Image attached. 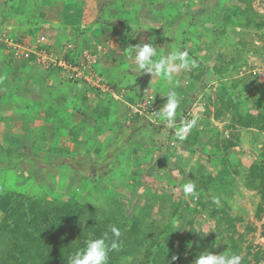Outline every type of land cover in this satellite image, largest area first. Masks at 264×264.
I'll use <instances>...</instances> for the list:
<instances>
[{"label":"rangeland","instance_id":"1","mask_svg":"<svg viewBox=\"0 0 264 264\" xmlns=\"http://www.w3.org/2000/svg\"><path fill=\"white\" fill-rule=\"evenodd\" d=\"M164 1L175 2V0H147L146 5L150 10L152 7V9L156 7L160 9L162 7L160 4ZM181 1L183 2L182 17L176 15L173 22L168 21V26L164 20H161L165 14L161 13L160 19H157L158 15L152 14L148 10L145 17H147L146 25L149 28H146V32L141 30L138 39L130 41L128 53H125L121 48H116L117 45L108 38L103 42L100 37L84 39V35L82 32L79 33L78 29L80 26L83 30V26L98 16L102 7L110 6L115 0H69V2L66 0H22V3H28L26 5L28 9L32 6V17L33 19L36 17V20L31 22L32 24L27 23L25 18L18 21L9 14L6 19H2L4 15L14 10L15 12L23 10L26 13L19 16H26L28 10L21 4L20 6L17 4L10 6L7 0H0V29L4 30L0 32V66L3 68V71L0 72V96H2L0 100V172L2 173V175L0 174V185L36 196L47 195L53 199H66L73 202L82 200L92 215L107 209L114 204V201H118L119 205L123 206L127 212L146 207V204L149 203L151 208L146 209L148 212H146L145 220L147 227H151L150 233L158 234L161 229L169 226L172 227L169 235L173 236L175 241L187 237L189 240L187 239L184 247L178 249V252L185 253V260L182 264H194L201 252L207 250L214 254L227 253L229 244L220 235L215 236L217 242L212 241L211 237L214 234L216 221L208 216V212L202 211L201 214L196 215L194 224H191L195 214L185 211L184 202L181 204V199L185 197L180 188L190 179L195 184H199L200 182L194 179L195 176L200 177V173L205 169L215 173L226 159L231 160L240 171L237 173L232 169L234 196L229 203L231 214L235 219L234 223L238 231L245 236L246 246L251 245L254 251L259 248L264 250V212L261 217L256 215L261 197L256 190L247 187L244 177L245 169L249 168L253 161L264 160V131H259L255 126L241 127L234 123L231 119L232 112L224 111V106L219 99V93H224L222 88L225 90L227 87L226 92L234 88L237 92V88L241 87H234V84L242 80L251 84L252 89L247 93L249 95L259 93L264 87V28H258L255 25L246 27L239 23V26L234 29L228 24L224 27L227 30H225L226 34L222 35L221 30L224 28L221 21L226 18L228 12H224L220 7L215 12L216 17L203 23L201 18L192 19L190 12L203 10L208 0ZM222 2L224 7L237 8L241 11L250 6L253 12L264 13V0H250L249 2L222 0ZM66 3L68 5L65 6ZM90 3L92 4L89 6ZM177 7L180 9L179 6ZM43 10L46 12L45 17L40 16V12ZM146 10L144 8V11ZM233 16L231 15L229 18L239 22ZM178 18H180L179 21ZM179 24L181 28L176 33L174 26ZM171 25H174L172 32L169 31ZM70 30L79 35L74 37L75 43L70 42L67 45L71 44L72 51L78 52L79 64L88 61L86 53L93 56L95 60V65H92L93 69L91 70L93 75H87L90 79H73L70 78V75H66V68H64L62 75L57 74L56 78L81 82L80 84L84 86L82 91H91L89 85H92L102 91L104 89L103 93L115 94L117 99L120 96L126 100L130 96L134 102L144 101L149 96L156 94L161 99L159 108L166 100V96L162 95L167 92L170 86L161 77H151L147 73L137 76L138 71L133 66L131 58L135 53L130 51L133 45L138 42H151L156 44L158 54L164 55L177 47L181 51L192 52L194 50V57L188 52L189 57L195 60L196 65L201 68L223 60L225 67L229 69L228 72L213 76L208 73L205 75L203 83L196 82L195 85L191 81L188 83L190 73L199 72V69L195 67H189L186 71L181 70L177 74L179 83L174 90L183 100L180 99L176 123L179 125L182 119H191V109L196 105L202 106V109L198 111L200 118L194 127V130L200 129L202 132L195 151L183 141H179L175 146H166V141H161L163 137H160V140L159 135L157 136L162 129L161 125L165 126L161 118L156 114L153 116L148 114L149 116H140L138 121L131 120L129 118L133 115L130 113V106L127 105V111H124V107L120 108V118L113 121L114 125L110 121H104L102 137L99 135L102 140L98 141V149L95 152L91 149V155L82 159L79 157L72 159V156L76 157L74 153H77V149L74 148L78 147V142L72 144L61 138V135H65L69 127L73 128L72 137H77V140L85 137L92 138L96 134H89V132L87 136L82 134L83 127L87 128V126L80 124L81 121L70 124L68 120L60 118L57 113L52 117L50 110H47L48 100L42 96L45 91L54 89L52 86H47L46 90H42L45 89V84L39 83V81L44 82L43 77L40 79L36 77L38 68L34 65L27 69V65L22 66L18 62L25 58L21 55L22 51L36 50L37 37L41 40L40 45L52 42L53 34L58 36L57 41L60 39L67 43V40L72 36ZM57 32L59 33L57 34ZM173 35H175L174 46H170L166 41ZM92 41L93 44L98 41L102 43L97 45L98 52L96 53L93 52L96 49V44L93 47ZM15 45L20 48H15ZM83 50L84 52L81 53ZM59 51L57 48L51 50L62 57L64 51ZM10 53L14 55L11 60L9 59ZM110 55L112 58L125 62V67L131 66L133 69L130 67L129 71L134 73L129 75L133 78L132 80L125 78L122 84L118 83L115 92L112 88L113 83L110 84L103 80V74L96 67L98 62L104 58L103 56H107L106 62L109 61ZM242 58L244 59L242 60ZM5 59L9 63L5 64L2 61ZM35 61L36 65L40 64L42 69H50L45 59ZM15 67L18 68L17 72L13 71ZM56 67L59 68V66ZM55 70L52 68V71L56 73ZM22 76H27L20 80V83L26 87L24 90L16 89L14 91L16 95H13L14 82L12 78L19 79ZM207 77L209 79H206ZM98 78L100 81L97 80ZM191 86L195 91L187 92ZM185 87H187L186 90L183 89ZM79 89L77 91H81ZM74 91L76 90L74 89ZM132 93L135 96H131ZM192 98H195L194 102L191 101L192 105L187 107L185 102ZM237 99L244 101L243 105L246 106V110L253 113H257L261 105L264 104L263 101H260L261 103H256L254 100L246 101L244 98H240L239 94H237ZM216 106L221 107L222 115L220 117L216 116ZM13 114L19 117H15ZM83 116L80 111L75 114L77 119L85 118ZM121 118L126 119L123 121ZM36 124H38L36 129L38 136L35 139L37 142L33 141V136L28 137L30 132L28 129L35 128ZM116 124L119 131L114 132ZM47 125L52 129L49 136L46 130ZM125 127H127V133L124 137L122 135L113 137L122 133L120 130H124ZM88 129L92 130V127L87 128V131ZM112 129L114 130L110 132ZM234 134H239L244 146L235 147L236 152L229 158H227L225 150H222L221 154L209 153L211 150H215V142L220 143V148L224 149L225 138L232 137ZM109 136L112 137V140ZM6 138L10 139V142L7 143V148H2L1 144H4L2 140ZM171 139L173 138L170 137L169 140ZM202 146H205L206 152L203 151ZM100 167L104 169L103 175H100ZM131 167L132 169L129 170ZM106 169H110V171ZM145 175L151 176L153 179L147 178ZM211 194L215 195V190H212ZM185 200L195 206V200L191 197L185 198ZM179 203L180 207H178ZM179 210L180 215L178 214ZM197 228L202 231L209 230V232L204 235L196 230ZM190 232L194 233V239L190 238ZM164 241L166 239L162 238V242ZM163 250L164 247L160 251ZM251 264H264V257L261 261L252 260Z\"/></svg>","mask_w":264,"mask_h":264},{"label":"trees","instance_id":"2","mask_svg":"<svg viewBox=\"0 0 264 264\" xmlns=\"http://www.w3.org/2000/svg\"><path fill=\"white\" fill-rule=\"evenodd\" d=\"M243 1L249 2L250 0ZM164 2L170 3L169 1ZM7 3L10 6H15L16 4L19 6L20 4L23 6L28 5V3H22V0H7ZM26 7L28 11L32 12V6L29 9L28 6ZM220 7L224 12H228L226 18L221 21L223 28L229 24L236 29L239 23L246 27L255 25L258 28H264V13L253 12L250 6L243 8L241 11L237 10V8L224 7L222 0H208L203 10L191 11L190 16L192 19L201 18V21L205 23L217 16L215 12ZM179 13L183 15L182 11H179ZM8 14L18 21H22L25 18L27 23H33V20L27 18L29 14L19 16L20 14H25L23 10H18V12H15V10L10 11L3 16V19H6ZM45 15L46 12L44 10L40 12L41 17H45ZM212 15L214 16L212 17ZM231 15H234L239 22L229 18ZM165 22L168 26V22ZM225 30V28L221 30L222 35L226 34L227 30ZM174 37L175 35L167 39L168 45L174 46ZM101 42L95 43L96 49L93 50L94 53L98 52L97 45H101ZM45 49L48 52L47 46ZM196 49L199 48L196 47ZM77 53L72 51V49H68L66 57L69 61L79 64ZM189 53L194 57V50ZM161 55L164 54H158L157 59ZM9 56L10 60L14 57L11 53ZM35 58L34 54H30L28 58H22L18 62L24 66L28 61H33ZM222 61H216L213 65L202 66V68L197 65L195 68L199 69V72H191L188 77V83L190 81L194 85L196 82L203 83L205 75H208V73L212 76L227 73L229 69L225 67V63ZM16 67L13 69L14 72L18 70ZM2 71L3 68L0 67V72ZM24 77L27 76H22L19 79L17 77L12 78L14 82L12 87L14 88L13 95H16L14 92L16 89H25L26 86L20 83V80ZM206 79L209 78L207 77ZM237 86L241 87L237 88V92L234 88L226 92L228 88L225 87V90L222 88L224 93H219V99L223 104L222 106H224V111H231L233 114L231 117L232 121L241 127L255 126L259 131H264V104L261 105L257 113H253L246 110V106L243 105L244 101L237 99V94H239L240 98L242 97L246 101L264 102V87L259 93L249 95L247 93L252 89L251 84L242 80L234 84V87ZM112 87L116 90L115 85ZM186 88L183 89L186 90ZM192 88V86L189 87L187 92L192 93V91H195ZM99 90L103 93L102 89ZM220 91L222 92L221 88ZM194 99L192 98L190 101L185 102L187 107L192 105ZM181 100L183 99L181 98ZM159 101H161L160 98ZM132 102L129 106L136 101ZM49 108L52 114L53 112L56 114L55 111H51L53 109L52 105ZM216 108V116L220 117L222 115L221 107L216 106ZM131 114L133 116L129 119L139 120V115ZM14 116L19 117L17 115ZM200 133H202L200 129L194 130L193 128L183 142L195 151ZM176 141L179 142L181 140L176 138ZM224 141V149L220 148V143L215 142V150H211L209 153L214 155L217 153L221 154L222 150H225L224 152L229 158L230 155L236 152L235 147L244 146L239 134H234L232 137L229 136ZM202 147L203 151L206 152L205 146ZM212 154L209 155L212 156ZM237 167L231 160L226 159L215 173L206 169L203 170L200 173V177H194L196 181L200 182L196 184L198 195L195 198L191 197L195 200V206L189 204L190 202L185 200V198L181 199V204L184 202L185 211L194 212L195 216L192 218L191 224H194L196 215L201 214L202 211L208 212V216L216 221L214 234L211 237L212 241L217 242L215 236L220 235L229 244L227 253L241 255L243 257L241 264H251L252 260L261 261L264 257V250L259 248L254 251L251 245H245V236L238 231L234 223L235 219L231 214L229 201L234 196L232 180L234 173L232 174V169L239 173L240 171L237 170ZM0 174L2 175L1 172ZM244 177L247 187L256 190L261 197L256 211V215L261 217L264 212V160L260 162L253 161L250 167L245 169ZM212 190H215V195L211 194ZM213 196L220 197V206L212 202ZM181 204L179 203L178 207ZM143 207L136 208L138 209L137 211L133 209V211L127 212L123 206L119 205L118 201H114V204L107 209L92 215L82 200L73 202L66 199H53L47 195L36 196L0 185V264H68L67 259L75 251L84 247L86 239L99 238L105 233H108L110 238L115 239L110 232L111 226H116L121 231V237L119 238L120 250L109 254L108 264H168V262L170 264H182L185 260V253L178 252V249L184 247L188 238L185 237L182 240L175 241L173 236L169 235L170 230H172V227L169 226L161 229L158 234L150 233L149 229L151 227H147L145 217L147 216L146 212H148L146 209L148 207L150 209L151 205L147 203L146 207ZM178 214H181L180 210ZM86 215L87 220H82ZM189 236L194 239V233L190 232ZM162 238H165L166 241L162 242ZM162 247H164V250L160 251ZM173 256H176L177 259L173 260ZM138 260L140 261L138 262Z\"/></svg>","mask_w":264,"mask_h":264},{"label":"crops","instance_id":"3","mask_svg":"<svg viewBox=\"0 0 264 264\" xmlns=\"http://www.w3.org/2000/svg\"><path fill=\"white\" fill-rule=\"evenodd\" d=\"M73 1H76V0H73ZM146 1L147 0H117V1L115 0V2H113L110 6L102 7L99 11L98 16L94 20L93 19L90 20L86 26H83V30H82V27L79 26L78 27L79 33L82 32V35H84V39L88 37H91L92 39L94 37H100L102 38V40H105L106 38H108L110 39V41L114 42L117 45L115 46L116 48H121L122 52L124 51L125 53H128V46H129L130 41L132 39H138V35L141 34V30L143 32H146V28H149L146 25L147 17H145L146 12L148 10L152 14L158 15L156 16L157 19H160L159 15L161 13L165 14L164 17L161 18V20H164L167 22L168 21L173 22L176 19V15H178V17H182V14L181 13L179 14V11H182L181 9L183 6L182 5L183 2L181 0H175V2H172V3L163 2L162 4H160L162 5L160 9L159 7L155 6L156 8L152 9L153 8L152 7L151 10L150 8H148V5H146L147 4ZM66 2H69V0H66ZM118 3L120 4L117 5ZM69 4H73V3H69ZM91 4L92 3L88 5L90 6ZM64 5H68V4L66 3ZM177 6H179L180 9H178ZM144 8H146L147 10L144 11ZM31 14L32 12L28 11L27 18H30L31 20L34 21L32 17L33 14L32 15ZM177 20L179 21L180 18H178ZM173 26L172 25L169 26L170 32L175 30V32L177 33L179 31V28H181V25L179 24L176 27L174 26V30H172ZM1 31H4V30L0 29V32ZM70 31H71L72 36L67 40V43H65V41H61L60 39L57 41L58 36H54L53 34L52 42L51 41L48 42L49 44L40 45L41 40L40 38L37 37L36 39L38 43L37 46H39V48H41L45 52V54L52 55L57 58H59V56L56 53L51 52V50L53 48H57L58 50H60L59 52L64 51L63 56L65 57L66 60H68V58L66 57V52L68 51L67 44L70 42L75 43L76 41L74 37L79 35L78 33H75L73 30H70ZM58 33L59 32H57V34ZM91 43L93 44V41ZM94 45L95 44H93V47ZM46 46L48 47V52L45 49ZM130 51H131V48H130ZM3 52L5 51L3 50ZM36 54H37V51H36ZM103 57L104 58L101 59L100 62H98L96 67H97V70L103 74L102 75V77L104 78L103 80H105L107 83L108 82L110 84L113 83V85L117 87L118 83L122 84L125 78L131 79V80L133 79L129 77V75L131 76V74H134L129 71L132 68L131 66H130L131 68L129 66L125 67L126 66L125 62L112 58L111 55L109 56V59L111 60L112 58V61L109 60L106 62L105 58L107 56H103ZM2 61L5 64L9 63L8 61H6V59ZM36 64L37 63L35 60L28 61L26 63L27 65L26 68L29 69L31 66H34V65L35 67L38 68V73L36 77H38L39 79L43 77L44 82L39 81V83L45 84V89H42V90H46L47 86H52V88L54 89L53 91H45V93H43L44 95L42 97L48 100V104H47L48 107L46 106L47 109H50L49 106L52 105L53 110L58 114V116L62 119L68 120L70 124H73V123L76 124L77 121H81L80 124H82L83 126H87V128L92 127V130L88 129V131L86 127H83V131L86 133L82 131V134H85V136H87L88 132L89 134L91 133L96 134L92 138L91 137L79 138L78 139L79 141H78L76 139L77 137L76 138L72 137L73 128L69 127V129L66 131V134L61 135V138L65 139L66 141L71 142L72 144H75L78 142L77 143L78 147L74 148V149H77V153H74L76 157L72 156L71 158L75 159L79 157L82 159V158H85V156L87 157L88 155H91V149L92 151L95 152L98 149V146H97L98 141L100 139L102 140L101 138L102 131L104 130V127L102 128V124L104 123V121H110L114 125L113 121L115 119L120 118V108L124 107L125 108L124 111H127L128 106L130 103H132L133 99L130 96H128L126 100H124L120 96L118 97L119 99H117V96L115 94H112L111 92L101 93L98 88H95V86H92V85H89L91 91H86V90L82 91L81 89L84 86L80 84L81 82H71L69 79L67 80L66 78L59 80L58 78L55 77L57 74L62 75L61 73L63 72H62L61 67L58 68L56 66L55 67L52 66L50 67V69L44 68V67H43L44 69H42L39 66L40 64L39 65H36ZM52 68L56 69L55 70L56 73L52 71ZM130 83H133V82H130ZM74 89L76 91H74ZM78 89L81 91H77ZM113 91L115 92L116 90L113 88ZM130 95L135 96L133 93ZM78 111H80L82 115H84L83 117L85 118L77 119L75 117V114ZM54 114L55 113L53 112L51 116L54 117ZM121 119L124 121L126 118H121ZM48 124L50 123L48 122ZM116 127H115V130L112 129L110 130V132L113 130L114 132L119 131L118 125ZM37 128H38V124H36L35 128L28 129L30 130L28 137L33 136V141L35 142H37L35 139L38 136V133L36 132ZM46 130H47V135L49 136V133L52 131L49 125L46 126ZM120 132L122 133L116 134L113 137H117L118 135H122L124 137V135L127 133V127H125L124 130H120ZM47 135H46V138H47ZM99 135H101V137ZM106 135H108V133H106ZM109 137L110 139L112 138L111 136ZM2 141H4V144H1L2 147L7 148L8 146L7 143L10 142V139L6 138V139H3ZM95 145L96 147H94ZM95 156H98V154H95ZM81 162L83 163V161ZM132 167L129 170H131ZM106 170L110 171V169H106ZM100 171H101L100 175H103L104 169L100 167ZM146 177L147 178L150 177L151 179H153L151 176H146Z\"/></svg>","mask_w":264,"mask_h":264},{"label":"clouds","instance_id":"4","mask_svg":"<svg viewBox=\"0 0 264 264\" xmlns=\"http://www.w3.org/2000/svg\"><path fill=\"white\" fill-rule=\"evenodd\" d=\"M69 45H67V48L73 49L70 48ZM39 52L42 55H48L45 54L37 45L36 50L30 51V54H35V60H37V55ZM131 52L135 53L134 57L131 58L133 60V66L138 71L137 76L142 73H147L150 74L151 77H161L165 80L166 84L170 86L165 94H161L162 96H166V100L157 111L158 116L161 118L167 129L174 131V135L177 139L181 141L186 140L189 133L197 125L200 117L198 114H194L191 119H182L179 122V125H177V109L180 105L181 98L178 96L174 88L179 83L177 74L181 70H188L189 67H196V61L189 57L187 51H181L177 48H173L167 55H161L157 59L158 52L156 44L151 42H138L131 47ZM60 58H63L69 64L75 65V63L66 60L64 56L59 57V59ZM51 66L61 67L62 72L64 70V67L59 64L51 63L50 65H48V67ZM68 73L69 72L66 71V75H68ZM180 191L185 198H195L198 195L196 184L191 179L181 186ZM212 202L215 205L220 206V197L213 196ZM82 220L86 221L87 215L84 216ZM196 230L200 231L204 235H207V233L209 232V230L202 231L199 228H197ZM110 232L112 233V236L115 237V239L110 238L108 236V233H105L102 237L99 238L86 239L84 241V247L75 251L67 259L68 264H108L109 254L113 251L120 250L119 238L121 237V231L116 226H111ZM172 259L175 260L177 259V257L173 256ZM242 259L243 257L238 254L225 252L214 254L205 250L198 255V257L194 261V264H241ZM168 264H170V262H168Z\"/></svg>","mask_w":264,"mask_h":264},{"label":"built area","instance_id":"5","mask_svg":"<svg viewBox=\"0 0 264 264\" xmlns=\"http://www.w3.org/2000/svg\"><path fill=\"white\" fill-rule=\"evenodd\" d=\"M44 39V37H42ZM72 45L70 44L69 47H71ZM18 47V49L20 48L19 46L15 45V48ZM41 52V51H40ZM40 52L37 55V60L38 61H42V59H45L47 64H59L61 66H63L64 68H66V71L69 72L68 75H70V78L73 79H80V78H85V79H90L87 75H93L91 73V70L93 69L92 65L94 66L95 60L93 58V56L89 53H86V59L88 60L86 63H81V64H69L67 63L63 58H57L54 57L52 55H41ZM22 57L28 58L30 56V51H22L21 53ZM93 60H92V58ZM98 81H100V78L97 79ZM97 83V82H96ZM99 87V86H98ZM111 87V86H108ZM108 89V88H107ZM103 91H105L103 89ZM159 97L157 95H151L149 96L146 100L144 101H138L134 104L130 105V111L133 114L139 115V116H147L148 114H151L152 116L154 114H156L158 116V112L157 109L159 108ZM202 109V106H198L196 105L194 108L191 109L192 112L191 113V117L194 114H198V111ZM149 116V115H148ZM153 120V119H152ZM178 125V124H177ZM161 131L159 134H157L158 138L161 140L160 137H163V140L161 141H166L165 145H173L175 146L178 142L176 141L175 135H174V131L173 130H169L167 129L165 126L161 125ZM173 138L171 140H169L170 137Z\"/></svg>","mask_w":264,"mask_h":264}]
</instances>
